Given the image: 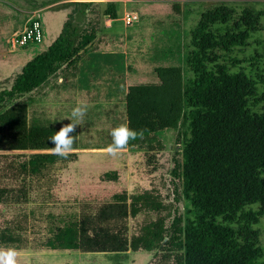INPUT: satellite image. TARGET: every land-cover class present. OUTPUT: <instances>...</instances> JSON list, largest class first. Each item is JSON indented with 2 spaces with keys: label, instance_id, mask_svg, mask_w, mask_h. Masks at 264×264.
Segmentation results:
<instances>
[{
  "label": "rangeland",
  "instance_id": "obj_1",
  "mask_svg": "<svg viewBox=\"0 0 264 264\" xmlns=\"http://www.w3.org/2000/svg\"><path fill=\"white\" fill-rule=\"evenodd\" d=\"M108 2L114 4L113 19L103 15ZM172 3L177 4V10ZM216 3L264 7V0H0V89L9 87L29 54L49 44L50 35L45 31L36 44H11L30 17L39 18L40 11L59 10L71 40H78L82 32L91 37L72 62L61 65L36 89L0 107L1 112L9 104H23L27 124L57 126L70 123L66 118H71L72 109L80 102L89 105L83 121L76 126L75 160L65 162L64 167L55 164L43 179L24 176L17 165L29 153L48 150L0 149V187L7 191L0 201V229L18 220L25 225L28 241L42 240V212L92 213L115 203L111 198L114 193L128 196L148 190L153 208L142 205L134 217L127 216L124 235L128 240L145 226L156 224L166 238L173 216H185L179 168L181 128L157 131L161 143L157 150L127 147L111 156L104 149L112 142L114 127L134 117L152 113L163 116L164 102L178 100L188 31L199 12ZM56 19L53 15L48 23L54 24ZM247 42L226 57L237 59V66L254 79L258 97L264 92V16ZM263 103L250 101V109L260 111ZM112 170L114 181L100 180L103 172ZM252 227L263 251L253 264H264V215ZM18 250V264H173L172 257H163L164 252L159 250Z\"/></svg>",
  "mask_w": 264,
  "mask_h": 264
},
{
  "label": "trees",
  "instance_id": "obj_2",
  "mask_svg": "<svg viewBox=\"0 0 264 264\" xmlns=\"http://www.w3.org/2000/svg\"><path fill=\"white\" fill-rule=\"evenodd\" d=\"M172 7L177 10L176 3ZM103 15L115 18L112 2L106 3ZM262 16L264 7L216 3L201 10L188 31L178 100L164 102L163 116L152 113L126 121L129 127L143 130V138L130 141L128 147L145 151L161 147L157 131L181 128L179 168L185 216H173L165 239L162 227L156 224L145 226L128 240L124 235L127 216L134 217L142 205L154 206L150 192L143 190L128 196L114 193L111 198L115 203L92 213L42 212V240L28 241L25 225L17 220L0 229V247L81 252L159 250L163 257H172L173 264H253L261 257L263 251L252 225L264 215V103L260 111H252L249 102L264 101V92L256 97L254 79L237 66V59L226 55L248 44ZM64 26L65 22L45 49L21 65L8 88L0 89V107L42 85L91 41L85 32L78 40H71ZM25 114L23 104H9L0 112V149L48 151L29 153L17 165L19 172L39 180L55 164L64 167L65 162L75 160L74 152L62 158L49 151V140L62 125L27 124ZM73 135L75 149L76 132ZM115 178L112 170L103 172L100 180ZM6 192L0 187V201Z\"/></svg>",
  "mask_w": 264,
  "mask_h": 264
},
{
  "label": "clouds",
  "instance_id": "obj_3",
  "mask_svg": "<svg viewBox=\"0 0 264 264\" xmlns=\"http://www.w3.org/2000/svg\"><path fill=\"white\" fill-rule=\"evenodd\" d=\"M89 105L85 102H80L71 111L70 123L63 124L57 131L53 133L49 142L50 152L53 155L67 158L74 152L73 145L75 144L76 126L83 121L87 114ZM112 142L106 146L104 151L111 155L117 156L127 149L130 141L143 138V130H136L129 127V123H121L111 130ZM21 255L20 250L14 247H0V264H18V258Z\"/></svg>",
  "mask_w": 264,
  "mask_h": 264
},
{
  "label": "built area",
  "instance_id": "obj_4",
  "mask_svg": "<svg viewBox=\"0 0 264 264\" xmlns=\"http://www.w3.org/2000/svg\"><path fill=\"white\" fill-rule=\"evenodd\" d=\"M133 16L127 17L128 21ZM42 39L41 23L37 17H30L23 29L16 33L11 40V44L15 47H22L26 44H34Z\"/></svg>",
  "mask_w": 264,
  "mask_h": 264
},
{
  "label": "crops",
  "instance_id": "obj_5",
  "mask_svg": "<svg viewBox=\"0 0 264 264\" xmlns=\"http://www.w3.org/2000/svg\"><path fill=\"white\" fill-rule=\"evenodd\" d=\"M53 15L55 16L56 19V22L54 24H51V23H48L49 20L51 21L52 18H53ZM39 21L41 23V28H42V36H43V33L44 31L45 32H49V35H50V40H49V43L57 36V34L60 32L61 30V27H62V20H63V15L62 13L59 11V10H42L40 11L39 13ZM36 44V43H35ZM46 47V46H45ZM45 47L43 49H45ZM42 49V50H43ZM41 50V51H42ZM38 53V52H37ZM36 54V53H35ZM34 54H29L27 56V59L26 61L31 58ZM21 67V66H20ZM20 69V68H19ZM19 71V70H18ZM17 71V72H18ZM50 251H58V252H64V251H67V250H47L46 252H50ZM68 251H75V250H68ZM131 251V250H130ZM38 264H44L45 262L44 261H41V262H37ZM47 263V262H46ZM47 264H50V263H47Z\"/></svg>",
  "mask_w": 264,
  "mask_h": 264
}]
</instances>
